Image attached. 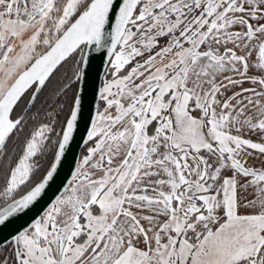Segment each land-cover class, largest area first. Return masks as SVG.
<instances>
[{
	"label": "snow or ice",
	"instance_id": "6c2138e0",
	"mask_svg": "<svg viewBox=\"0 0 264 264\" xmlns=\"http://www.w3.org/2000/svg\"><path fill=\"white\" fill-rule=\"evenodd\" d=\"M0 264H264V0H0Z\"/></svg>",
	"mask_w": 264,
	"mask_h": 264
},
{
	"label": "water",
	"instance_id": "95a60500",
	"mask_svg": "<svg viewBox=\"0 0 264 264\" xmlns=\"http://www.w3.org/2000/svg\"><path fill=\"white\" fill-rule=\"evenodd\" d=\"M82 151V148L81 147H77L76 145H73V152L75 153V154H79L80 152ZM70 159H71V157H70ZM67 170V169H66Z\"/></svg>",
	"mask_w": 264,
	"mask_h": 264
}]
</instances>
